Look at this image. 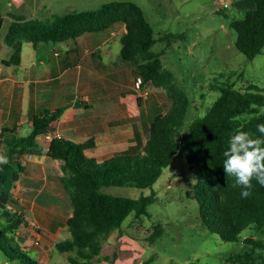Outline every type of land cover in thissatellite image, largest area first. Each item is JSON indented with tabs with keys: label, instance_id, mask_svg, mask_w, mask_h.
Wrapping results in <instances>:
<instances>
[{
	"label": "trees",
	"instance_id": "16d2710c",
	"mask_svg": "<svg viewBox=\"0 0 264 264\" xmlns=\"http://www.w3.org/2000/svg\"><path fill=\"white\" fill-rule=\"evenodd\" d=\"M254 4V9L229 23L237 34L236 49L250 60L264 50V0H254ZM11 18L4 38L12 50L9 59L3 61L7 66L20 65L25 42L34 46L63 43L123 25L121 61L134 67L135 77L142 78V86L162 89L170 100L168 109L154 115L148 140L137 151L97 162L85 154L93 142L79 144L54 138L49 143L45 155L57 162L59 178L71 204V216L66 220L69 238L55 245V250L69 264L91 263L100 255L103 242L121 228L129 215L135 218L150 215L148 207L154 202L153 195L134 199L114 195L106 188H150L176 157L186 158L197 175L194 196L200 220L211 233L218 234L224 242H238L248 228L264 232V187L253 179L251 195L242 198L241 188L233 187L234 177L226 176L222 167L229 137L241 125L243 130L260 136L256 125L264 123V87L248 84L245 91L232 86L219 87L221 94L207 113L180 134L190 101L176 84L173 73L164 68L161 58L173 42L182 38L181 34L165 33L155 38L142 8L130 1H112L95 10L71 11L53 15L49 20L14 15ZM2 25L0 11V28ZM157 42L165 43L166 48L155 53L152 48ZM61 113L62 110H57L35 116L26 136L0 134L5 138L8 158L7 164H0V253L16 264L39 262L20 247L22 239L17 232L27 227L28 222L22 213L9 206L17 203L13 189L25 169L23 157L43 155L37 140L52 132V124ZM237 116L241 119H234ZM162 232L160 225L154 226L150 241H155ZM243 243L246 250L233 256L230 264H264V239L247 236Z\"/></svg>",
	"mask_w": 264,
	"mask_h": 264
},
{
	"label": "rangeland",
	"instance_id": "374dc122",
	"mask_svg": "<svg viewBox=\"0 0 264 264\" xmlns=\"http://www.w3.org/2000/svg\"><path fill=\"white\" fill-rule=\"evenodd\" d=\"M112 1H130L140 6L155 38L165 33L182 35L181 39L166 49L161 58L164 68L173 73L176 84L190 101L180 134L186 133L194 120L207 113L221 94L219 87L232 86L241 91H245L248 84L264 87V50L250 60L236 49L237 34L230 29L229 23L238 14L233 8H221L219 0H0L3 16L0 56L4 55L8 47L4 38L12 22L11 15L49 20L53 15L71 11L95 10ZM120 26L103 31L107 34L115 31L118 34L114 39L117 47L121 46L118 37L123 29ZM52 45L65 48L68 43ZM165 48V43L157 42L152 51L157 53ZM160 91L164 92L170 105L165 91ZM164 109L160 107L157 112L151 110L149 115ZM193 179L195 183L191 182ZM197 181V175L186 158L176 157L150 188H106L107 192L114 195L134 199L153 195L154 202L148 207L149 216L135 218L133 214L129 215L121 228L103 242L100 255L89 264H143L145 261H149V264H230L233 256L246 250L243 243L245 237L264 239V232L261 234L252 228L244 230L238 242H224L218 234L211 233L200 220L199 205L194 196ZM9 206L13 207L12 204ZM55 222L62 226L60 217H56ZM30 224L32 232L24 231L18 236L25 245V240L29 239L27 243H32L33 248L36 247L34 242L40 237L43 225ZM156 225H160L163 232L151 242L150 235ZM53 237L54 240L49 239L48 254L52 244L68 238L69 233L64 229ZM24 246L20 244L23 251L36 258L35 253ZM55 254L61 257L58 264H69L56 250ZM52 262L47 260L40 264ZM0 264L16 263L7 261L0 253Z\"/></svg>",
	"mask_w": 264,
	"mask_h": 264
},
{
	"label": "crops",
	"instance_id": "0c3cea01",
	"mask_svg": "<svg viewBox=\"0 0 264 264\" xmlns=\"http://www.w3.org/2000/svg\"><path fill=\"white\" fill-rule=\"evenodd\" d=\"M227 1L221 8H233L237 18L255 7L254 0ZM120 29L123 33L124 26ZM117 35L115 31L88 33L67 41L65 48L25 42L17 66L3 64L12 53L8 46L0 56V134L26 136L35 116L62 110L52 124V133L74 143L93 142L85 154L97 162L141 149L154 117L149 111L166 110L169 105L164 92L149 85L152 94L147 99L138 97L134 67L121 61V46L114 40ZM4 139L0 137V153L6 155ZM37 143L43 155L23 157L25 169L13 189L17 201L13 209L28 222L17 235L32 232L30 222L41 223L43 229L34 242L37 248H31L29 239L25 240L28 247L22 245L35 253L39 264L47 260L58 264L61 257L55 254V245L59 241L48 254L49 239L64 229L69 233L66 220L71 216V204L57 162L45 155L49 142L41 136ZM56 217L61 218L62 226L55 222Z\"/></svg>",
	"mask_w": 264,
	"mask_h": 264
},
{
	"label": "clouds",
	"instance_id": "9594fccd",
	"mask_svg": "<svg viewBox=\"0 0 264 264\" xmlns=\"http://www.w3.org/2000/svg\"><path fill=\"white\" fill-rule=\"evenodd\" d=\"M255 107V106H253ZM234 119L240 120L237 116ZM256 131L260 136L243 130L241 125L233 135L229 137L228 146L223 152V171L226 176L234 177L233 187L241 188V197L251 195L252 180L264 187V123L256 125ZM8 158L0 153V164H7ZM195 183V179L191 181Z\"/></svg>",
	"mask_w": 264,
	"mask_h": 264
},
{
	"label": "built area",
	"instance_id": "2783aa9c",
	"mask_svg": "<svg viewBox=\"0 0 264 264\" xmlns=\"http://www.w3.org/2000/svg\"><path fill=\"white\" fill-rule=\"evenodd\" d=\"M228 4V1L227 0H219V3L218 5L220 7H224ZM134 88H135V91L138 95L139 98H142V99H147L150 95V90L146 87V86H142V78L141 77H137L136 80H135V85H134ZM43 139L46 141V142H51L54 138H58L60 139L61 136L56 133H52V132H48L46 134H44L43 136Z\"/></svg>",
	"mask_w": 264,
	"mask_h": 264
}]
</instances>
